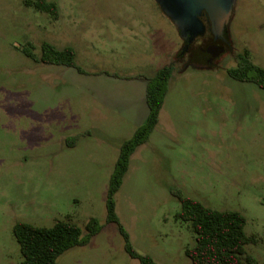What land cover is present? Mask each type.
<instances>
[{"label": "rangeland", "instance_id": "1", "mask_svg": "<svg viewBox=\"0 0 264 264\" xmlns=\"http://www.w3.org/2000/svg\"><path fill=\"white\" fill-rule=\"evenodd\" d=\"M55 1L58 18L25 0H0V264L23 260L17 221L51 226L68 216L84 231L92 216L104 227L59 264H141L125 250L118 225L106 221L110 175L138 125L106 108L99 85L75 67L29 57L22 50L29 41L38 55L44 41L74 46L89 73L134 77L175 60L159 124L133 154L116 195L118 215L140 252L161 264H193L185 250L196 233L176 218L181 203L171 192L181 188L207 205L243 212L256 237L248 252L264 264V88L228 73L244 53L264 67V0L236 1L231 50L209 67L178 59L184 39L164 12L151 16L149 9H160L155 0ZM134 20L146 23L137 37L124 28ZM84 30L89 37L80 42ZM78 133L68 146L66 138Z\"/></svg>", "mask_w": 264, "mask_h": 264}, {"label": "trees", "instance_id": "2", "mask_svg": "<svg viewBox=\"0 0 264 264\" xmlns=\"http://www.w3.org/2000/svg\"><path fill=\"white\" fill-rule=\"evenodd\" d=\"M26 5L38 10L49 12L58 18L60 6L55 0H25ZM196 39L190 46L187 54L193 49L204 53L218 40L212 34L207 38ZM213 46V45H212ZM185 47V41L183 49ZM195 47V48H194ZM35 44L29 41L22 50L31 58L47 64H57L75 67L80 73L89 74L84 67L77 63V53L73 46L63 48L45 41L42 43V52L38 55ZM178 59L185 58L180 51ZM174 60L160 68L153 75L139 74L137 78L148 81L147 103L149 116L134 134L123 140L119 156L110 175L109 188L106 199L108 223H116L124 240L127 253L141 264H161L149 253H142L135 248L131 235L121 221L117 212L116 195L123 186L125 176L130 168L131 158L136 150L147 141L160 121L161 111L169 92L170 82L175 71ZM120 77L117 73L102 70ZM231 77L242 82H254L264 88V67L255 63L248 53L239 54L236 66L228 69ZM82 134H75L66 138L68 146H75ZM172 194L180 201L181 208L176 212V218L189 222L196 233V242L186 248L185 253L193 264H259V259L248 252V245L256 241V237L247 233L246 215L235 209H219L205 204L199 199L188 196L183 189L171 188ZM104 224L97 217H90L83 227L72 217L58 219L51 226H38L27 221H17L13 232L20 244L23 260L20 264H59L58 258L72 247L87 245L92 238L99 234Z\"/></svg>", "mask_w": 264, "mask_h": 264}, {"label": "water", "instance_id": "3", "mask_svg": "<svg viewBox=\"0 0 264 264\" xmlns=\"http://www.w3.org/2000/svg\"><path fill=\"white\" fill-rule=\"evenodd\" d=\"M162 11L172 20L185 41L183 52L190 48L197 37L203 36L207 30V23L203 20V14L207 13L210 21V29L216 39H225L228 27L234 12L237 0H155ZM218 46L213 45L207 49L197 64L210 66L215 55H219L223 47L216 51ZM211 55L207 52L213 51Z\"/></svg>", "mask_w": 264, "mask_h": 264}, {"label": "crops", "instance_id": "4", "mask_svg": "<svg viewBox=\"0 0 264 264\" xmlns=\"http://www.w3.org/2000/svg\"><path fill=\"white\" fill-rule=\"evenodd\" d=\"M147 6L148 8H151L150 3H147ZM159 8L160 9L158 8L149 9L150 14L152 13L151 16H156V17L162 16L161 14H163L162 13L163 11L161 10V7ZM145 25L146 23L143 20H134V21L127 22L124 28H125V32H127L130 36L137 37L138 34H137L136 29L139 27H143L145 29L146 28ZM86 29L87 30L89 29L88 26ZM125 32L121 31V34H124ZM84 33H83V36L80 38V42H82V40L83 42L84 41L87 42L89 33L86 31ZM92 36H93V33H92ZM65 46H68V45H64L63 47ZM63 47H59V48H63ZM157 56L159 57L160 55H156V57ZM162 67L163 66H160L159 68H157V70L153 74H155ZM81 74L87 77H90L93 83H96V85H99V87L104 93L102 97H103V104L106 106V108L111 109L113 113L120 114L130 124L138 125L136 126V128H134L133 134L136 131V129L147 120L149 116V106L147 103V96H146L148 81L145 78H137L136 76L117 77V76H112L106 73H98V72H91L89 74L81 73ZM139 74H142V73H139ZM153 74H145V75H153Z\"/></svg>", "mask_w": 264, "mask_h": 264}, {"label": "flooded vegetation", "instance_id": "5", "mask_svg": "<svg viewBox=\"0 0 264 264\" xmlns=\"http://www.w3.org/2000/svg\"><path fill=\"white\" fill-rule=\"evenodd\" d=\"M202 18H203L204 21H205V18H208V19H209L207 13H204ZM207 26H208V25H207ZM209 34H212V35L214 36V34L212 33L211 29H209V27H208L207 32H206L203 36H199V37H197L196 39H203V38L205 39V38H207V37L209 36ZM214 38H215V36H214ZM215 39H216V38H215ZM216 40H218V43H214V44H212V45H216V46H218V48L216 49V51L219 50V49H221L222 47H223V49H221L222 51L219 53V55H215V56H214V58L212 59V62H211V64H210V66L215 65L216 60L218 59V57H219L222 53L231 50V44H230V38H229V31H228V33H227L225 39H216ZM192 43H193V42H192ZM192 43H191V44H192ZM212 45H210V46H212ZM190 46H191V45H190ZM220 47H221V48H220ZM194 48H195V47H194ZM189 49H190V48H189ZM189 49H188L187 51L183 52V47H182L181 50H180V53H181V55H183V56L186 58V60H188V62H189L190 64H197L198 62H196V60L199 59V58H201L202 56H205V54H203V53H198V52H197L198 49H196L197 51H196L195 49H193L191 55H190V53L187 54L188 51H189ZM211 53H215L214 50L211 51V52H207V53H206V56H207V55H211ZM197 65H201V64H197ZM208 67H209V66H208Z\"/></svg>", "mask_w": 264, "mask_h": 264}]
</instances>
